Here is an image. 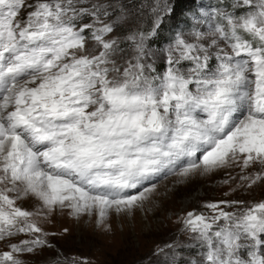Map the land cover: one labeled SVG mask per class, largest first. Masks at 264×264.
<instances>
[{
	"label": "snow or ice",
	"instance_id": "snow-or-ice-1",
	"mask_svg": "<svg viewBox=\"0 0 264 264\" xmlns=\"http://www.w3.org/2000/svg\"><path fill=\"white\" fill-rule=\"evenodd\" d=\"M220 172L225 195L264 186V0L210 13L181 0H0V264L50 250L53 264H87L60 259L50 238L69 230L48 231L54 217L109 232L159 179ZM203 207L211 215L183 220L204 249L191 264H264V199ZM177 247L154 255L180 264Z\"/></svg>",
	"mask_w": 264,
	"mask_h": 264
},
{
	"label": "rangeland",
	"instance_id": "rangeland-1",
	"mask_svg": "<svg viewBox=\"0 0 264 264\" xmlns=\"http://www.w3.org/2000/svg\"><path fill=\"white\" fill-rule=\"evenodd\" d=\"M34 3L35 0H27ZM131 8L141 3L151 5L152 0H125ZM219 6L210 0H195L189 8L202 9L211 12ZM144 27L147 28L151 19L149 8L145 7ZM26 16V11L22 10ZM183 20V19H182ZM178 23V22H177ZM176 22L172 21L162 33L164 40L162 46L174 30ZM179 27L183 29L184 24ZM155 47V45H154ZM162 64V63H161ZM163 68V64H162ZM161 68V69H162ZM226 172L212 176H195L187 182H179L177 177L169 176L157 181V191L145 208L137 211L133 216L113 218L112 230L103 231L95 225V219L85 222H76L67 216H57L46 227L48 231L60 233L64 228L69 231L66 235L51 237L56 249L62 253L63 258L77 257L87 261V264H166L165 255L154 253L164 248L171 256V250L166 246L177 245L181 253L180 264H191L203 257L204 249L198 246L191 234L184 230L183 220L189 211L211 215L203 207L205 203L221 199H239L244 201H259L264 199V186L251 191L238 190L225 195L228 191L223 181L227 179ZM0 250H8L6 245L0 243ZM26 264H53L57 260V251H47L43 254L25 256Z\"/></svg>",
	"mask_w": 264,
	"mask_h": 264
},
{
	"label": "trees",
	"instance_id": "trees-1",
	"mask_svg": "<svg viewBox=\"0 0 264 264\" xmlns=\"http://www.w3.org/2000/svg\"><path fill=\"white\" fill-rule=\"evenodd\" d=\"M194 1H195V0H181L182 5H183V7H184L185 9L189 8V6H190L192 3H194ZM210 2H212V3H216V4H217L218 0H210ZM182 19H183V16L181 15V16L178 17V20H175L174 22L177 23L179 20H182ZM166 30H168V28L165 26V30H164V32H165ZM163 36H164V35L161 34V36H160V37L154 42L155 47H159V46L161 45L162 41L164 40V37H163ZM159 67L162 68V64H161V63L159 64Z\"/></svg>",
	"mask_w": 264,
	"mask_h": 264
}]
</instances>
